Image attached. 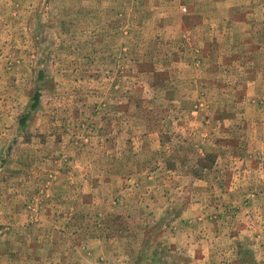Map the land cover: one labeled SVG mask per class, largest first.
I'll return each instance as SVG.
<instances>
[{
  "label": "rangeland",
  "instance_id": "obj_1",
  "mask_svg": "<svg viewBox=\"0 0 264 264\" xmlns=\"http://www.w3.org/2000/svg\"><path fill=\"white\" fill-rule=\"evenodd\" d=\"M0 264H264V0H0Z\"/></svg>",
  "mask_w": 264,
  "mask_h": 264
},
{
  "label": "trees",
  "instance_id": "obj_2",
  "mask_svg": "<svg viewBox=\"0 0 264 264\" xmlns=\"http://www.w3.org/2000/svg\"><path fill=\"white\" fill-rule=\"evenodd\" d=\"M40 97H41V93L40 92H37L35 94V97H34V101L32 103V109L36 108L38 105H39V102H40ZM29 115L27 114L23 119L22 121L25 122L27 119H28Z\"/></svg>",
  "mask_w": 264,
  "mask_h": 264
}]
</instances>
